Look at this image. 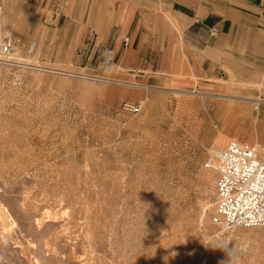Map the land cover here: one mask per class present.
<instances>
[{"label":"rangeland","instance_id":"obj_1","mask_svg":"<svg viewBox=\"0 0 264 264\" xmlns=\"http://www.w3.org/2000/svg\"><path fill=\"white\" fill-rule=\"evenodd\" d=\"M160 1L8 5L0 264H264V226L214 223L205 167L231 140L264 158V67L238 50L202 76Z\"/></svg>","mask_w":264,"mask_h":264},{"label":"crops","instance_id":"obj_2","mask_svg":"<svg viewBox=\"0 0 264 264\" xmlns=\"http://www.w3.org/2000/svg\"><path fill=\"white\" fill-rule=\"evenodd\" d=\"M21 3L28 0H0V31L6 28L8 5ZM159 3L169 5L187 29L196 27L197 39L190 43L189 52L193 66L202 76L215 77L217 70L221 71L238 50L264 67V0H161ZM176 4L183 7L181 11L175 9ZM168 19L178 30L176 20Z\"/></svg>","mask_w":264,"mask_h":264},{"label":"built area","instance_id":"obj_3","mask_svg":"<svg viewBox=\"0 0 264 264\" xmlns=\"http://www.w3.org/2000/svg\"><path fill=\"white\" fill-rule=\"evenodd\" d=\"M129 43L127 39L126 46ZM16 61L15 44L2 37L0 63L18 64ZM132 109L138 111L139 106ZM205 167L217 175L214 223L224 229L263 227L264 158L259 146L231 140Z\"/></svg>","mask_w":264,"mask_h":264},{"label":"bare ground","instance_id":"obj_4","mask_svg":"<svg viewBox=\"0 0 264 264\" xmlns=\"http://www.w3.org/2000/svg\"><path fill=\"white\" fill-rule=\"evenodd\" d=\"M0 40H1V35H0ZM16 58H17V57H16ZM29 61H30V60H29ZM29 61H27V63H30ZM31 63H32V62H31ZM34 64H35V63H34ZM27 66H28V65H27ZM28 68H29V67H28ZM203 94H204V93H203ZM205 94H206V93H205ZM217 97H218V96H217ZM219 97H222V98L224 97V99H225V98H227L228 96H227V97H226V96H219ZM229 99H230V97H229ZM259 101H260V100H259ZM256 102H257V101H256ZM213 153H215V152H213ZM217 153H218V152H217ZM217 153H216V154H217Z\"/></svg>","mask_w":264,"mask_h":264},{"label":"clouds","instance_id":"obj_5","mask_svg":"<svg viewBox=\"0 0 264 264\" xmlns=\"http://www.w3.org/2000/svg\"><path fill=\"white\" fill-rule=\"evenodd\" d=\"M229 264H231V262H229Z\"/></svg>","mask_w":264,"mask_h":264}]
</instances>
